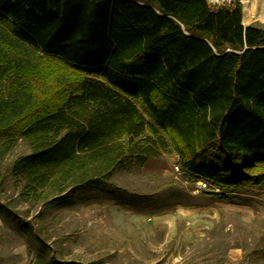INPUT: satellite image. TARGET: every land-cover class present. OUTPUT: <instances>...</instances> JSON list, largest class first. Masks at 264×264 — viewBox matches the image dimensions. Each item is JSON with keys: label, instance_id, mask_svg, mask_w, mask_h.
Segmentation results:
<instances>
[{"label": "trees", "instance_id": "trees-1", "mask_svg": "<svg viewBox=\"0 0 264 264\" xmlns=\"http://www.w3.org/2000/svg\"><path fill=\"white\" fill-rule=\"evenodd\" d=\"M18 139L29 197L170 153L228 192L259 188L264 30L237 0H0V159Z\"/></svg>", "mask_w": 264, "mask_h": 264}, {"label": "rangeland", "instance_id": "rangeland-1", "mask_svg": "<svg viewBox=\"0 0 264 264\" xmlns=\"http://www.w3.org/2000/svg\"><path fill=\"white\" fill-rule=\"evenodd\" d=\"M231 1L208 3L222 6ZM237 1L242 6V25L264 30V0ZM28 154L27 145L18 139L11 151L0 159V264H17L22 256L26 264H49L51 261L52 264H147L145 247L133 251L138 254L136 257L129 250L116 255H107L112 250L103 252V237L99 235L100 228L95 221L97 211L115 205L155 215L176 209H197V203L205 202L204 199L197 200V195H191L194 180L188 178L185 181V178L175 175L173 166L179 162L175 153L145 162H124L107 180L80 188L72 194L50 196L42 192L35 197L25 196V181L15 175L11 166L18 158ZM220 190L221 194L214 195L229 199L230 203H243L253 208V219H243L241 213L223 211L213 231L197 241V249L191 244L187 249L172 251L175 255L181 253L182 260L187 264H194L196 258L197 264H212L211 261L200 262L199 258L206 259V256L219 264H264V219L255 210L257 207L253 204L258 206L259 203L252 197H257V194L250 188L228 192L220 187ZM260 204L264 209V203ZM86 211L89 213L84 219L92 222L91 234H86L87 237L82 234L84 229L76 227L80 222L78 214ZM192 225L188 224L185 230L179 228V232L186 231L187 235L178 232L171 235L170 240L184 237L188 241L197 239ZM62 226L66 229H60ZM166 236L163 233L154 240L163 241ZM161 250L149 247L148 261L161 264L165 248Z\"/></svg>", "mask_w": 264, "mask_h": 264}, {"label": "crops", "instance_id": "crops-1", "mask_svg": "<svg viewBox=\"0 0 264 264\" xmlns=\"http://www.w3.org/2000/svg\"><path fill=\"white\" fill-rule=\"evenodd\" d=\"M250 190L257 194V197H252L259 203L258 206L253 204L254 207H257V209H254L257 210V213H261L262 218L264 219V209L260 206V202L264 203V186ZM191 195H197V200L204 199L205 202L201 204L197 203V209H176L155 215L137 213L133 210L122 208V206L115 205L105 206L98 210L95 214L97 216V220L95 221H97V226L100 228L98 231L99 235L103 237V252L112 250L107 252V255L111 253L116 255L122 254L123 250H129V253H133L136 257L138 254L133 251L141 250L144 247L147 250L150 247L151 249H159L160 251H162V248H165V254L162 256L163 262L161 264H187L182 260L183 258L180 256L182 255L181 253L175 255L172 250H176L177 248L187 249L191 244H194V247L197 249V241H200V239H203L204 235L213 231L223 211L228 213H241L243 219L245 218L247 220H251L255 216L253 208L248 207L246 204L243 205V203H230L229 199H223L221 196L219 197L218 195L204 191L193 193ZM241 196L249 197L248 195ZM88 213L89 212L86 211L81 212L80 215L78 214L80 221L79 224H81V226L78 224L76 227H78V230L80 227V229H84L82 231L84 236L86 234H91L90 224L92 222L88 221V218L84 219ZM188 224H193L192 227L194 226L193 229L194 233H196L197 239L194 241H188L184 239V237L183 239H177V241L170 240L171 235L178 234L179 228L180 230H185ZM65 227L66 226H62L60 229H66ZM163 233L167 234L165 240L158 242L154 240V238L161 236ZM181 233L184 236L188 234H186V231H182ZM112 236L114 237L113 240H111ZM52 241H55V239ZM0 247L2 248L1 245ZM20 248H23V246ZM147 250L145 252L146 263L154 264V262L148 261L150 255H148ZM139 253L142 255V252ZM24 258V256H22L21 259L18 258L20 261H18L17 264H26ZM199 260L200 262L204 261V263L211 261L212 264H219L217 261L211 260V258L209 259L208 256H206V259L199 258ZM194 262V264H197V258ZM50 263L52 264L53 262L51 261Z\"/></svg>", "mask_w": 264, "mask_h": 264}, {"label": "built area", "instance_id": "built-area-1", "mask_svg": "<svg viewBox=\"0 0 264 264\" xmlns=\"http://www.w3.org/2000/svg\"><path fill=\"white\" fill-rule=\"evenodd\" d=\"M174 173L176 176L180 177V179L185 178V181H187L188 178H191L194 180V185H193V193H198L200 191L208 192L211 194H221L220 187L210 183L208 181L202 180V179H197L190 175L186 169H184L181 164L178 162L173 166ZM227 194V193H225Z\"/></svg>", "mask_w": 264, "mask_h": 264}, {"label": "water", "instance_id": "water-1", "mask_svg": "<svg viewBox=\"0 0 264 264\" xmlns=\"http://www.w3.org/2000/svg\"><path fill=\"white\" fill-rule=\"evenodd\" d=\"M207 1V3H208V1L209 0H206ZM213 1H216V0H213ZM213 1H209V2H213ZM234 1V0H233ZM233 1H231V2H229L227 5H230ZM209 4V3H208ZM211 6V5H210ZM211 7H216V6H211ZM229 50H227L226 52H228Z\"/></svg>", "mask_w": 264, "mask_h": 264}, {"label": "bare ground", "instance_id": "bare-ground-1", "mask_svg": "<svg viewBox=\"0 0 264 264\" xmlns=\"http://www.w3.org/2000/svg\"><path fill=\"white\" fill-rule=\"evenodd\" d=\"M209 1H213V0H209Z\"/></svg>", "mask_w": 264, "mask_h": 264}]
</instances>
